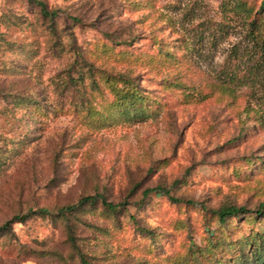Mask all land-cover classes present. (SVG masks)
<instances>
[{
	"label": "rangeland",
	"instance_id": "obj_1",
	"mask_svg": "<svg viewBox=\"0 0 264 264\" xmlns=\"http://www.w3.org/2000/svg\"><path fill=\"white\" fill-rule=\"evenodd\" d=\"M42 1L55 16L0 0V264H243L256 244L247 264H264L251 17L234 0ZM122 77L142 98L119 99ZM157 185L179 201L142 196Z\"/></svg>",
	"mask_w": 264,
	"mask_h": 264
},
{
	"label": "trees",
	"instance_id": "obj_2",
	"mask_svg": "<svg viewBox=\"0 0 264 264\" xmlns=\"http://www.w3.org/2000/svg\"><path fill=\"white\" fill-rule=\"evenodd\" d=\"M35 2L41 9V12L47 16V17H53L56 15V11H49L46 8L45 3L42 0H29ZM233 7L235 10H238L242 13L243 18H249L250 19V26L249 29V35L251 37V40L253 41V49H255V53L259 51L260 56L262 60H260L259 65L264 70V0L261 1L260 6L257 10H254L252 6H247L246 2L244 0H234ZM262 65V66H261ZM81 72H79L80 78H82ZM123 85L120 88H117L115 90V93H117L119 99H124L126 101H130L132 99H140L142 98L141 94L137 92V88L131 84V82L127 79L122 77L121 80ZM124 104V103H122ZM256 105H258V109L261 110L262 115L264 116V100L260 99L258 97V100L256 102ZM152 193L156 194H165L167 195L171 200L173 201H179V198H175L170 194V191L168 188L164 186H154L151 188H146L142 190V196L143 197H149ZM99 196L97 194L95 195H86L82 197L76 204L72 205H66L60 208V212H67V211H74L78 206L84 204V203H94ZM188 203H192L191 200H187ZM102 204L105 205L107 208L115 210L117 207L121 206L123 203H112L106 200H102ZM262 209H264V203L262 204ZM243 208L236 207V206H225L221 207L217 210H215V213L218 215V218L220 221H225V219L229 216H234L237 212L242 211ZM50 210L47 208H38L36 210L29 209L25 214L23 215H16L13 217L16 221H23L27 217H30V215H34L37 213H48ZM10 220L7 221L2 228H5L7 225H9ZM249 254L253 253L255 255V261H262L263 255L261 253V247L257 244L252 247V250H249ZM242 254L236 258V261L240 259L241 263L247 264L248 263V255L249 254ZM83 264H89L86 259H82Z\"/></svg>",
	"mask_w": 264,
	"mask_h": 264
}]
</instances>
